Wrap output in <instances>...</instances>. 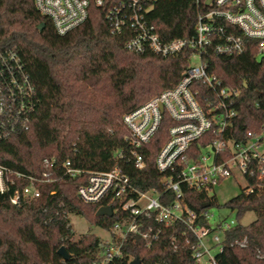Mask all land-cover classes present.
Segmentation results:
<instances>
[{"label":"trees","instance_id":"1","mask_svg":"<svg viewBox=\"0 0 264 264\" xmlns=\"http://www.w3.org/2000/svg\"><path fill=\"white\" fill-rule=\"evenodd\" d=\"M106 10L92 3L88 18L60 35L34 0H0V52L17 51L36 88L30 122L0 143V163L36 178L50 172L49 181H35L39 197L21 196L14 205L9 194L0 195V264H91L99 256L101 238L91 233L74 238L70 216L81 215L105 229L127 218L118 203L111 204L112 216H96L100 204L83 202L77 195L87 173L71 177L63 167L67 160L83 171L121 168L141 190L159 185L155 157L168 139L169 123L141 148L146 163L139 170L123 118L181 81L191 65V49L166 57L152 50L130 51L125 35L111 33ZM152 12L163 39L194 34L198 13L194 0H160ZM202 61L223 86L236 92L234 137L264 131V57H259L256 45L252 42L235 55L209 48ZM44 159H55V165L46 166ZM250 181L251 190L242 188L224 204L235 213L237 224L225 232L217 264H264V180ZM185 194L196 212L206 200L219 206L216 197L205 193L187 189ZM248 212L257 218L244 224ZM185 228L183 223L163 227L150 247L140 238H128L122 255L109 264H129L138 257L141 264H193L190 251H173L170 245L173 234ZM243 240L246 244L239 245ZM62 246L69 259L59 254Z\"/></svg>","mask_w":264,"mask_h":264},{"label":"built area","instance_id":"2","mask_svg":"<svg viewBox=\"0 0 264 264\" xmlns=\"http://www.w3.org/2000/svg\"><path fill=\"white\" fill-rule=\"evenodd\" d=\"M158 1L34 0L38 11L52 20L60 35L83 23L94 3L107 7L111 33L125 35L128 50H152L166 57L189 48L190 63L195 57L200 62L191 63L177 85L124 115L131 156L139 170H144L146 163L141 148L169 123L168 139L155 157V167L161 173L158 186L141 190L121 168L83 171L73 168L70 160L63 164L71 177L87 173L77 190L80 200L100 207L118 203L127 211V218L107 229L111 238L101 239L99 256L91 264H109L120 257L128 238H140L150 247L160 238L163 227L173 223L186 227L171 237L173 251H190L193 264H217L216 256L225 245L224 234L237 220L215 218L208 209L211 203L196 212L186 200L185 190L211 198L216 197L215 189L226 179L241 176L246 181L243 188L250 190V180H264V131H247L240 138L234 137L233 122L239 114L234 109L236 92L223 86L222 79L208 72L202 61L209 48L217 54L235 55L244 53L252 42L259 57H264V0H194L198 11L194 34L166 40L152 15ZM35 91L21 55L15 50L0 52V143L30 122ZM55 162L43 161L46 166ZM49 174L45 171L36 178L0 163V195L9 194L14 205L21 196L39 197L41 189L35 181L47 182ZM22 179L28 183L21 185ZM238 244L245 245L246 240Z\"/></svg>","mask_w":264,"mask_h":264},{"label":"rangeland","instance_id":"3","mask_svg":"<svg viewBox=\"0 0 264 264\" xmlns=\"http://www.w3.org/2000/svg\"><path fill=\"white\" fill-rule=\"evenodd\" d=\"M193 65H198L200 62L197 57L191 60ZM246 185V181L239 176L236 180L229 178L224 180L220 186L215 189V196L218 199V205H211L208 207L211 213H213L215 218H225L228 220L236 219L235 213L231 211L224 204L231 200L233 197L239 194V191ZM257 216L253 212H248L245 218L242 220L244 224H249L253 222ZM70 221L72 224V230L74 232V238L78 239L80 236L85 235V233H91L100 237L101 239L111 238L110 233L107 229L101 228L99 226L93 225L86 218L78 214H73L70 216Z\"/></svg>","mask_w":264,"mask_h":264},{"label":"water","instance_id":"4","mask_svg":"<svg viewBox=\"0 0 264 264\" xmlns=\"http://www.w3.org/2000/svg\"><path fill=\"white\" fill-rule=\"evenodd\" d=\"M43 26H39V29H41ZM207 206H210V202H206L204 205H202V208H205ZM112 216L113 215V208L109 205H102V207L98 208L96 211V216ZM59 254L63 256L65 259H69L70 255H68L67 250L64 246L60 247ZM129 264H141L140 258H136L132 260Z\"/></svg>","mask_w":264,"mask_h":264}]
</instances>
